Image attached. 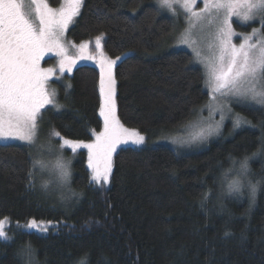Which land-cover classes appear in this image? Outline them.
<instances>
[{
    "label": "trees",
    "instance_id": "trees-1",
    "mask_svg": "<svg viewBox=\"0 0 264 264\" xmlns=\"http://www.w3.org/2000/svg\"><path fill=\"white\" fill-rule=\"evenodd\" d=\"M58 8L62 0H47ZM155 0H84L67 31L80 45L102 38L104 53L123 58L114 69L116 116L123 127L147 137L199 115L209 95L204 72L183 50L168 51L174 30ZM264 27L234 23L239 32ZM100 74L80 62L59 93L60 111L44 112L46 127L88 142L103 127ZM230 122L203 149L181 154L167 146L122 148L109 184L95 183L78 151L72 162L73 202L62 203L37 187L28 147L0 144V219L44 222L48 231L13 225L0 241V264H28L19 253L30 243L34 264H264V189L251 205L247 191L227 184L245 157L253 180L264 176V107L238 103ZM259 153V154H257ZM256 154V155H254ZM29 232L28 235L21 233ZM228 233L226 236L225 233Z\"/></svg>",
    "mask_w": 264,
    "mask_h": 264
},
{
    "label": "snow or ice",
    "instance_id": "snow-or-ice-1",
    "mask_svg": "<svg viewBox=\"0 0 264 264\" xmlns=\"http://www.w3.org/2000/svg\"><path fill=\"white\" fill-rule=\"evenodd\" d=\"M197 2L198 0H157L161 9L178 15V7L187 14L188 26L181 34V39L189 47L196 43L190 37L192 30L198 25L201 28L205 25L215 28L208 45L211 56L206 58L205 65L212 100L217 101L218 96H236L250 98L256 105L264 107V31L253 28L250 34L243 36V41L238 46L232 43V37L236 35L232 26L233 16L243 21L259 17L264 27V0H203V7L199 11L195 10ZM81 8L82 0H64L59 8L51 7L47 0H0V141L18 140L29 146L36 145L41 110L47 105H53L57 110L62 107L56 103L54 94L47 90V82L54 69L41 68L40 61L46 54L53 53L60 57V72L71 71L75 58L68 56L64 33L80 14ZM100 41L101 38L97 37V48L100 47ZM87 47L86 44L79 46L80 58H86ZM196 55L199 57L201 53L197 51ZM115 64V60L105 58L100 65V115L104 120V130L98 134L93 133L95 141L84 143L66 138L55 129L50 132L51 137L58 139L61 148H70L73 153L79 148L88 149V166L93 173L91 179L97 184L101 179L104 184L109 182L111 155L119 143H128L129 139L137 145L145 143L144 136L135 130L124 128L116 116V80L113 75ZM209 111H214L212 106H209ZM240 124L241 121L237 118L234 127H239ZM219 128V123L215 126L209 124L202 127L190 140L179 142L202 141L217 134ZM39 148L54 154L55 160L45 163L33 158V168L39 166L42 170L49 171L59 186H67L71 179L70 164L55 152L52 143H41ZM260 151H264V137L261 138ZM249 159L250 157H245L238 169L234 162L230 173L234 172L236 178L227 184V191L229 194L247 191L250 203L254 205L257 196L264 189V176L252 179ZM101 162L103 168L100 166ZM32 175L33 172L30 171L29 177ZM49 183L51 181H46L42 187L47 189ZM26 228L39 232L48 231L44 222L38 224L34 219L27 222ZM10 239L12 238L5 231L3 221H0V240ZM19 253L27 258L28 264H34L36 253L30 243L21 248ZM87 256L88 264H91V254L88 253Z\"/></svg>",
    "mask_w": 264,
    "mask_h": 264
},
{
    "label": "rangeland",
    "instance_id": "rangeland-1",
    "mask_svg": "<svg viewBox=\"0 0 264 264\" xmlns=\"http://www.w3.org/2000/svg\"><path fill=\"white\" fill-rule=\"evenodd\" d=\"M83 1L84 0H82V4H83ZM63 3H64V0H62L61 4H63ZM155 4L158 6L157 0H155ZM202 7H203V0H198L195 10L199 11L200 8H202ZM160 11L162 13L170 16L173 20V23H174V30L171 33V35L169 36V38L165 41L164 47L168 51L183 50V51H186L192 55L194 65L200 67L204 72L205 86H206L207 93L209 95V99H208L207 103L203 107H200V109L198 110V112L201 111L199 115L194 116V118L192 120H190V121L186 122L185 124L173 129L172 131L161 130V131H158L154 136L147 137V135L141 134L140 132L135 130L140 135L145 137V143L142 145H137V144L132 143L131 139H129L128 143H119L116 146L115 151H113L112 155H111L112 166H113V160H114L115 154L120 149L127 148V147L143 148V147H147V146H167V147H170L174 151L181 153V154H186V153L201 150L209 142L215 140L216 138H218L221 135V133L223 132L224 126L226 125L227 122H230V124L233 125L234 129H238L241 126H247L246 125L247 122L243 118L236 115V113H234V109H233L234 105L238 104L239 102L242 103L243 105L244 104L248 105V103L256 105L250 98H242V97H236V96H225V97L218 96L217 101H213L212 96H211V90L209 88V83H208V80H209L208 69L206 68L205 65H206V58L211 56V52L209 51L208 45L212 40L211 33L215 31V28L214 27L210 28L207 25H205L203 28H201V26L198 25L195 29L192 30V34L190 37V39H194L196 41V43L194 45H192L191 47H189L187 44H184L182 42V39H181V34L184 32L185 28H187V26H188L187 20H186L187 14L184 13L183 10L179 9L178 7L176 9L178 15H174L172 12H170L167 9H161ZM74 21H75V19H74ZM252 22H259L261 24L259 17L255 18L253 20H250V21H243L242 19H240L236 16L232 17V26H233L234 32L236 33V35L232 37V43H234L238 46L243 41V36L246 34H249V33L236 31L234 29V23H239L240 25L244 26V25L252 23ZM73 23L69 25L68 29L73 25ZM68 29H67V31H68ZM67 31L64 33L65 47L68 49V56L70 58H72V57L75 58V63L72 65L71 71H64L63 73H61L59 70L60 57L54 55L53 53L46 54L44 56V58L40 61V67L41 68H53L54 69V72L51 74V76L47 82V90L49 93L54 94V99H55L56 103H58L59 105H61L59 100H58L60 90L62 88L66 89V87L68 85V78L72 75L76 64H78L80 62H86L87 64L95 67L98 70L100 77H101L100 65L104 61V59L107 58L108 60H115L116 64L113 66V75H114L115 66L123 58H125L126 56H128L130 54L129 52L124 53L119 57V59H117V58L112 59V58L108 57L103 51L102 38L100 37L101 41H100V47L99 48H97L96 39L92 42L90 41V42L82 43V44H86L88 47H87V50L85 53L86 58H80L79 46L81 44L77 45V44L70 42L67 38ZM197 51H199L201 53V55L199 57L196 55ZM99 90H100V83H99ZM209 106H212L214 109V111H212L211 113L209 111ZM256 106H260V105H256ZM61 108L62 107H60V109L57 110L53 105H47L45 107V109L41 110L42 115L39 118V136H38V140H37L36 145L29 146V145H27L21 141H18V140L0 141V144L1 145L18 144V145L26 146L31 151L32 161H33V158H36V159L42 160L45 163H48V162H53L55 160V155L50 154L46 149L41 150L39 148V145L41 143H45V144L52 143L54 145L55 152L58 154H61L63 156V159L70 164L71 175H72V162L75 159L76 153L78 151H84L86 154V167L89 170L91 177H92V174H93L92 169H90L88 166L89 165L88 149L79 148V149H77V151L75 153H73L70 148H67V147L61 148V145H60L58 139L50 136V132L53 129L46 127V125H44V123H45L44 112L48 109L60 111ZM99 116L103 120V117L100 115V111H99ZM222 117H223V119H221ZM237 118H239V120L241 121V124L239 127H234V122ZM217 123L220 124L219 132L217 134L209 136L206 139H204L202 141L195 142V143H180L179 142V141H188L202 127H207L209 124H211L212 126H215V124H217ZM103 124H104V120H103ZM103 130H104V125L99 131H93L92 132V140H90L88 142H84V143H93L95 141V135H93V133L98 134V133L102 132ZM130 130H134V129H130ZM173 141H178V142L173 143ZM100 166H101V168H103V162L100 163ZM111 171H112V167H111ZM33 174L35 176V179L37 180V187L42 192H44L47 195L52 196V197L56 196L58 198V200L64 204H67L69 202L74 201L75 195L73 194L74 190L71 186V179H70L67 186L61 187V186H59V184L55 180V177L50 175L49 171L42 170L39 166H37L36 168H33ZM110 175H111V173L109 174V180H110ZM46 181H51V183H49V186L47 189L42 187V185ZM100 183L104 184L102 179H101ZM108 184H109V182L105 185H108ZM0 221H3V227H4L5 231L13 225L26 228V224H27L26 223L24 225H20L17 223H13L9 218H3V219H0ZM45 225L46 224H44V226ZM33 231H36V230L33 229ZM0 241H4V240H0Z\"/></svg>",
    "mask_w": 264,
    "mask_h": 264
}]
</instances>
